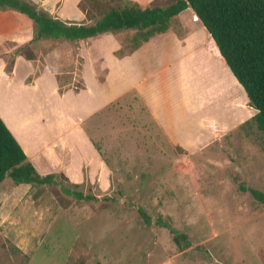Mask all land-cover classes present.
I'll return each mask as SVG.
<instances>
[{
  "label": "rangeland",
  "instance_id": "1",
  "mask_svg": "<svg viewBox=\"0 0 264 264\" xmlns=\"http://www.w3.org/2000/svg\"><path fill=\"white\" fill-rule=\"evenodd\" d=\"M121 2L80 0L78 7L86 17V10L93 16ZM130 36L120 34L125 43ZM62 43L45 38L22 46L36 65L26 83L39 74L46 52ZM8 50L11 55L19 49ZM68 75H58L61 86ZM73 84L81 85L80 80ZM126 100L118 121L105 122L108 128L102 131L91 126L87 131L112 171L110 189L104 192L85 182L72 185L61 175L51 184L34 185L30 193L36 210H25L27 202H22L11 224L0 230V264H264V204L248 190L264 193L262 133L253 123L241 124L223 139L185 155L166 144L136 97ZM65 188L97 198L77 200ZM138 208L185 233L189 246L180 249L166 226L145 223ZM15 233L23 242L13 239Z\"/></svg>",
  "mask_w": 264,
  "mask_h": 264
},
{
  "label": "crops",
  "instance_id": "2",
  "mask_svg": "<svg viewBox=\"0 0 264 264\" xmlns=\"http://www.w3.org/2000/svg\"><path fill=\"white\" fill-rule=\"evenodd\" d=\"M32 1L63 20L88 22L78 7L80 0ZM133 1L145 6L150 0ZM193 15L187 7L166 31L122 55L116 53L127 44L120 38L126 31L81 39L77 53L62 41L46 52L39 74L26 83L36 70L35 60L12 53L7 72L6 59L11 55L6 52L30 43L31 20L0 9V117L39 174H58L72 185L85 182L108 191L112 171L87 131L90 126L102 131L108 128L105 122L118 121L129 95L139 100L166 144L185 155L223 139L251 118L255 110L247 105L243 86ZM62 73L70 75L66 89L59 93ZM76 79L81 83L78 88L73 84ZM238 96L244 101L237 102ZM8 178L0 182V230L11 224L9 219L22 202H27L25 210H36L31 205V184L14 189ZM15 237L21 239L19 233Z\"/></svg>",
  "mask_w": 264,
  "mask_h": 264
},
{
  "label": "trees",
  "instance_id": "3",
  "mask_svg": "<svg viewBox=\"0 0 264 264\" xmlns=\"http://www.w3.org/2000/svg\"><path fill=\"white\" fill-rule=\"evenodd\" d=\"M187 7L192 8L210 34L225 63L243 86L248 105L255 110L242 125L253 123L264 137V0H170L164 5L152 3L145 6L133 0H122L120 4L100 8L98 14L93 16H88L86 10L87 23L53 16L32 0H0L1 10L17 11L31 20L32 38L27 44L45 38L66 40L74 53H77L79 40L119 30L131 33L126 44V51H131L151 36L166 31L171 20ZM22 46L17 48L19 50L15 54L34 60L33 54H26ZM12 56L9 61L6 59L7 72L11 71ZM61 85L58 82L59 93L64 92L67 82L64 87ZM94 145L99 150V146ZM56 175H41L37 172L0 117V182L9 177L14 184L26 183L33 187L53 183ZM242 189L245 190L244 187ZM248 190L256 200L264 204L262 191L255 188ZM64 191L77 200L90 201L97 198L80 190L65 188ZM138 210L145 223L151 224L154 221L166 226L180 249L189 246L185 233L177 231L161 217L154 220L141 208Z\"/></svg>",
  "mask_w": 264,
  "mask_h": 264
},
{
  "label": "built area",
  "instance_id": "4",
  "mask_svg": "<svg viewBox=\"0 0 264 264\" xmlns=\"http://www.w3.org/2000/svg\"><path fill=\"white\" fill-rule=\"evenodd\" d=\"M194 20H198V16L197 15H193L192 17Z\"/></svg>",
  "mask_w": 264,
  "mask_h": 264
}]
</instances>
